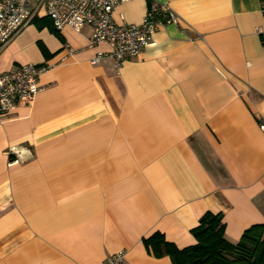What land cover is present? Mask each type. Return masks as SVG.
<instances>
[{
  "label": "crops",
  "instance_id": "0c3cea01",
  "mask_svg": "<svg viewBox=\"0 0 264 264\" xmlns=\"http://www.w3.org/2000/svg\"><path fill=\"white\" fill-rule=\"evenodd\" d=\"M152 3L177 22L119 67L91 63L111 46L90 44L88 24L30 22L0 49V72L49 65L31 102L0 115V264H103L120 250L173 264L143 238L193 244L207 210L232 243L264 223L261 0H125L112 19L139 23Z\"/></svg>",
  "mask_w": 264,
  "mask_h": 264
},
{
  "label": "built area",
  "instance_id": "2783aa9c",
  "mask_svg": "<svg viewBox=\"0 0 264 264\" xmlns=\"http://www.w3.org/2000/svg\"><path fill=\"white\" fill-rule=\"evenodd\" d=\"M122 1L125 0H0V49L34 18L48 16L56 30L66 26L78 30L84 24L90 25V44L108 42L111 46L109 51L96 53L91 63L108 57L119 67L147 45L161 25L177 22V14L166 3H152L139 23L118 24L111 14ZM261 10L264 12V0ZM48 67L21 63L0 72L1 116H9L19 105L31 102L38 91L39 74ZM103 264H127L124 251L107 255Z\"/></svg>",
  "mask_w": 264,
  "mask_h": 264
},
{
  "label": "trees",
  "instance_id": "16d2710c",
  "mask_svg": "<svg viewBox=\"0 0 264 264\" xmlns=\"http://www.w3.org/2000/svg\"><path fill=\"white\" fill-rule=\"evenodd\" d=\"M38 25L52 24L48 16L36 17ZM196 241L178 247L165 239L160 231L143 238L155 255L167 254L173 264H264V223H254L244 229L235 243L224 237V222L220 212L205 211L191 229Z\"/></svg>",
  "mask_w": 264,
  "mask_h": 264
},
{
  "label": "rangeland",
  "instance_id": "374dc122",
  "mask_svg": "<svg viewBox=\"0 0 264 264\" xmlns=\"http://www.w3.org/2000/svg\"><path fill=\"white\" fill-rule=\"evenodd\" d=\"M31 23H34L37 27H39L37 21H32ZM38 44H40V42H38Z\"/></svg>",
  "mask_w": 264,
  "mask_h": 264
}]
</instances>
